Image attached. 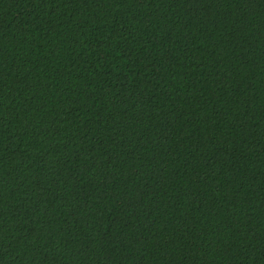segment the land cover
I'll use <instances>...</instances> for the list:
<instances>
[{
    "label": "trees",
    "instance_id": "trees-1",
    "mask_svg": "<svg viewBox=\"0 0 264 264\" xmlns=\"http://www.w3.org/2000/svg\"><path fill=\"white\" fill-rule=\"evenodd\" d=\"M0 264H264V0H0Z\"/></svg>",
    "mask_w": 264,
    "mask_h": 264
}]
</instances>
